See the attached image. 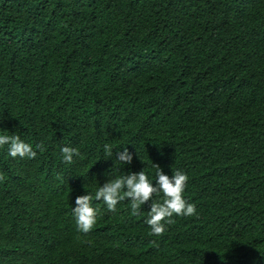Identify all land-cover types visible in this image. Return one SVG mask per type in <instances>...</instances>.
<instances>
[{
	"label": "trees",
	"instance_id": "trees-1",
	"mask_svg": "<svg viewBox=\"0 0 264 264\" xmlns=\"http://www.w3.org/2000/svg\"><path fill=\"white\" fill-rule=\"evenodd\" d=\"M12 134L37 155L0 147V264H264V0H0ZM153 164L188 176L196 215L158 237L150 202L93 199V229L70 225L77 196L129 171L155 186Z\"/></svg>",
	"mask_w": 264,
	"mask_h": 264
},
{
	"label": "clouds",
	"instance_id": "clouds-1",
	"mask_svg": "<svg viewBox=\"0 0 264 264\" xmlns=\"http://www.w3.org/2000/svg\"><path fill=\"white\" fill-rule=\"evenodd\" d=\"M8 146V155L12 158H35L37 152L33 146L26 143L19 135H0V147ZM43 150V145H36ZM106 157L114 158L123 165H131L133 154L127 147L123 151H116L108 145H103ZM62 162L72 164L73 157L79 155L76 148L64 146L61 148ZM155 168V186L153 180H149L148 174L141 170L139 172H127L121 175H107L108 179L95 191V193L79 195L73 203V214L70 225L75 230L87 234L97 223L99 207L93 203L103 202L109 212H116L117 205L125 200L130 201L132 215H139L141 206L150 202V210L145 223L150 228V235L163 236L166 225L174 224L173 216L190 217L197 214L196 206L189 203L184 196L188 182V176L177 169L170 176L164 174L162 168L153 164ZM158 197V199H154ZM155 243V241H153Z\"/></svg>",
	"mask_w": 264,
	"mask_h": 264
}]
</instances>
